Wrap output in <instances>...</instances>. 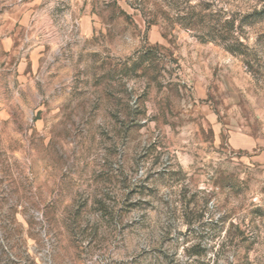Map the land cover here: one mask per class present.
<instances>
[{
  "label": "rangeland",
  "instance_id": "obj_1",
  "mask_svg": "<svg viewBox=\"0 0 264 264\" xmlns=\"http://www.w3.org/2000/svg\"><path fill=\"white\" fill-rule=\"evenodd\" d=\"M0 264H264V0H0Z\"/></svg>",
  "mask_w": 264,
  "mask_h": 264
},
{
  "label": "trees",
  "instance_id": "obj_2",
  "mask_svg": "<svg viewBox=\"0 0 264 264\" xmlns=\"http://www.w3.org/2000/svg\"><path fill=\"white\" fill-rule=\"evenodd\" d=\"M206 10L207 9H204L203 13L202 12L198 13L195 11L194 8L191 7V8L183 10L185 13V16L184 18L181 16L179 19L184 21V23L187 21L186 22L188 23L187 26H190L191 28L193 27V25H196L197 27H200V25L207 26L209 28V33H212V39H214V41L216 40V37H220L221 39L226 40V38H224L225 37L224 34L227 31L226 25H228V23H222V20L221 21L216 20L212 14H208V13H206L205 15L206 16V20H205V16L201 17V14H205ZM180 15H182L181 12H179L178 16ZM204 30L208 32L207 28L205 27H204Z\"/></svg>",
  "mask_w": 264,
  "mask_h": 264
}]
</instances>
